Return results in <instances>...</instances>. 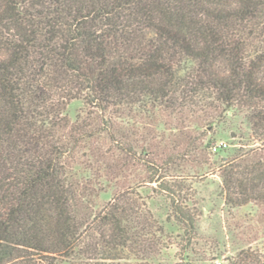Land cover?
I'll return each mask as SVG.
<instances>
[{"label": "trees", "instance_id": "16d2710c", "mask_svg": "<svg viewBox=\"0 0 264 264\" xmlns=\"http://www.w3.org/2000/svg\"><path fill=\"white\" fill-rule=\"evenodd\" d=\"M75 99L90 110L72 125ZM231 112L253 143L222 157L224 203L264 204V0H0V264H151L164 232L146 183L191 243L193 175L170 172L204 162L203 138ZM126 117L181 127L163 157L142 148L147 180L89 214L65 158L95 135L137 158ZM232 264H264V250Z\"/></svg>", "mask_w": 264, "mask_h": 264}, {"label": "rangeland", "instance_id": "374dc122", "mask_svg": "<svg viewBox=\"0 0 264 264\" xmlns=\"http://www.w3.org/2000/svg\"><path fill=\"white\" fill-rule=\"evenodd\" d=\"M89 110L81 99H75L67 105L64 113L70 124L74 125L87 117ZM180 123L175 119L166 120L165 117L155 121L126 117L122 124L126 136L124 139L132 144L137 158H132L128 152L119 151L103 135L86 138L80 146L70 150L65 158L67 169L74 179L87 186L85 192L90 201L86 205V212H97L119 191L147 180L148 171L142 162L145 157L142 148L149 145L158 151L159 157H163L166 154L163 151L165 144H170V140L178 134L179 128L176 126L181 127ZM249 136L246 120L242 115H233L231 112L220 123H215L213 130L203 138L204 142L208 139L211 141L208 160H188L182 166L184 168L171 170L170 174L193 175L194 194L188 205L194 207L197 213V235L189 244L184 225L172 215L169 199L152 190L154 183H146L138 188L147 208L164 232V243L159 252L149 259L151 264H232L241 249L250 246L264 250V204L251 202L237 207L226 205L219 176L222 157L239 153L241 147L249 148L253 143ZM220 142H226L227 146L214 151L213 146Z\"/></svg>", "mask_w": 264, "mask_h": 264}, {"label": "built area", "instance_id": "2783aa9c", "mask_svg": "<svg viewBox=\"0 0 264 264\" xmlns=\"http://www.w3.org/2000/svg\"><path fill=\"white\" fill-rule=\"evenodd\" d=\"M227 143L226 142H220L218 145H215L213 147V150L216 151L217 149H220L221 147H226Z\"/></svg>", "mask_w": 264, "mask_h": 264}]
</instances>
